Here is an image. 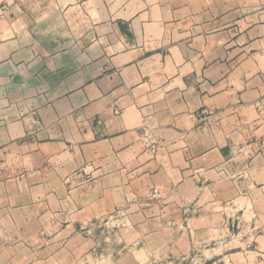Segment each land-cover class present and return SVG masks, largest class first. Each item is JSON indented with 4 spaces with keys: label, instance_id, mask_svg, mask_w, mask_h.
I'll return each mask as SVG.
<instances>
[{
    "label": "crops",
    "instance_id": "1",
    "mask_svg": "<svg viewBox=\"0 0 264 264\" xmlns=\"http://www.w3.org/2000/svg\"><path fill=\"white\" fill-rule=\"evenodd\" d=\"M208 239L264 264V0H0V264Z\"/></svg>",
    "mask_w": 264,
    "mask_h": 264
},
{
    "label": "rangeland",
    "instance_id": "2",
    "mask_svg": "<svg viewBox=\"0 0 264 264\" xmlns=\"http://www.w3.org/2000/svg\"><path fill=\"white\" fill-rule=\"evenodd\" d=\"M222 229H226V231H223V233H221V238L219 239L223 244L221 256L223 258H226L228 256H231L233 253H235L237 251L238 247L235 245L237 239L232 237L233 232H230L228 230V228H222ZM113 238H115L114 235H113ZM208 240H210V241H207L208 245L206 246L207 248L205 249V255L203 256V257L206 256V259H203L202 264H239V263H235L234 261H230L229 263H224L225 260H223L221 262H213L212 258H211L212 253L210 251L207 252L206 250L207 249L210 250V248H212L215 243H214L213 239H208ZM199 253H201L203 255V253L201 251ZM185 260L187 261V259H185ZM230 260H232V259H230ZM189 261H192V258H190Z\"/></svg>",
    "mask_w": 264,
    "mask_h": 264
},
{
    "label": "built area",
    "instance_id": "3",
    "mask_svg": "<svg viewBox=\"0 0 264 264\" xmlns=\"http://www.w3.org/2000/svg\"><path fill=\"white\" fill-rule=\"evenodd\" d=\"M203 113H206V114H209V113H211V111L210 110H207V109H204L203 110ZM151 194L154 196V197H159L160 196V192H159V190L158 189H153V191L151 192Z\"/></svg>",
    "mask_w": 264,
    "mask_h": 264
}]
</instances>
